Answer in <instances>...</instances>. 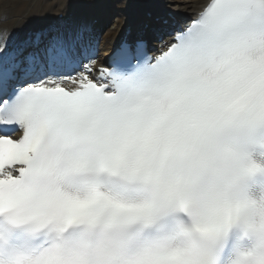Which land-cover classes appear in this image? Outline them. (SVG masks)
<instances>
[{
  "label": "snow or ice",
  "instance_id": "1",
  "mask_svg": "<svg viewBox=\"0 0 264 264\" xmlns=\"http://www.w3.org/2000/svg\"><path fill=\"white\" fill-rule=\"evenodd\" d=\"M192 6L162 54L125 41L108 68L87 26L41 53L24 55L39 32L0 44L8 264H264L247 222L264 208L247 187L264 174V0Z\"/></svg>",
  "mask_w": 264,
  "mask_h": 264
},
{
  "label": "bare ground",
  "instance_id": "2",
  "mask_svg": "<svg viewBox=\"0 0 264 264\" xmlns=\"http://www.w3.org/2000/svg\"><path fill=\"white\" fill-rule=\"evenodd\" d=\"M65 3L66 6L57 10L32 8L24 19L0 20V44H6L9 49L21 46L37 32L44 34L41 37L42 42L52 36L68 40L81 26H87L90 28L88 33L98 31L100 34L97 39H91L96 47V67L106 66L110 56L123 41L128 27H132L134 35H139L143 26L152 22L151 14H154V18L166 16L167 19L168 13L172 12L178 23L186 24L190 21L189 18L192 19L203 10L202 7L192 6L194 0H176L174 4L167 0H66ZM200 3L206 6L208 0H200ZM54 11L56 17L51 16ZM179 11L182 15L177 13ZM59 14L64 15L62 19H59ZM109 19L115 22L112 29L100 26L103 20L107 22ZM169 43L167 35L159 36L153 44L157 49L156 53ZM33 46L34 44L27 43L24 51L27 48L32 49Z\"/></svg>",
  "mask_w": 264,
  "mask_h": 264
},
{
  "label": "clouds",
  "instance_id": "3",
  "mask_svg": "<svg viewBox=\"0 0 264 264\" xmlns=\"http://www.w3.org/2000/svg\"><path fill=\"white\" fill-rule=\"evenodd\" d=\"M252 159L260 162H264V149H256L252 154ZM247 187L250 194L257 198L264 197V174L256 175L248 179ZM249 224L259 225L264 223V208H258L255 215L250 216L247 221ZM25 237L22 233L14 232L11 236L10 243L18 248H22L25 244ZM251 239L254 242H258L261 237L259 233L253 232ZM242 243H247L246 240ZM8 246L0 244V264H8ZM235 257L228 264H234Z\"/></svg>",
  "mask_w": 264,
  "mask_h": 264
},
{
  "label": "rangeland",
  "instance_id": "4",
  "mask_svg": "<svg viewBox=\"0 0 264 264\" xmlns=\"http://www.w3.org/2000/svg\"><path fill=\"white\" fill-rule=\"evenodd\" d=\"M85 1V0H79ZM176 0H167L170 4H174ZM184 1V0H180ZM187 1V0H186ZM66 0H0V20L1 21H9V20H18L24 19L28 13L32 10V8L40 7V9L57 10L61 7L66 6ZM50 6V7H49ZM104 9H108V7H104ZM53 13V14H52ZM51 13V16L55 17V11ZM19 17V18H18ZM4 19V20H3ZM104 21V20H103ZM104 28L112 29L114 26V20H108L107 22H103ZM98 33V31H95Z\"/></svg>",
  "mask_w": 264,
  "mask_h": 264
}]
</instances>
